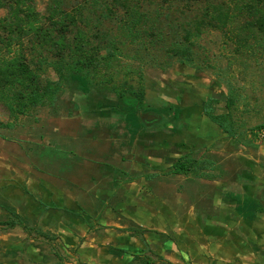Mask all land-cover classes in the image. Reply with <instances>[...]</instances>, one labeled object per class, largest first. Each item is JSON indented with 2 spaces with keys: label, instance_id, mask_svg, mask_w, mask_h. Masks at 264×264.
Wrapping results in <instances>:
<instances>
[{
  "label": "rangeland",
  "instance_id": "obj_1",
  "mask_svg": "<svg viewBox=\"0 0 264 264\" xmlns=\"http://www.w3.org/2000/svg\"><path fill=\"white\" fill-rule=\"evenodd\" d=\"M139 1L145 4L143 8L161 12L160 27L168 35L167 44L179 41L180 28L189 25L185 23L188 16L202 14L206 5ZM12 2L0 0V19L10 14ZM32 2L33 9L45 15L51 0ZM63 2L67 10H81L91 24L83 29L88 34L98 20L102 31L116 30L113 19L121 15L113 0ZM105 8H111L107 18L101 15ZM6 20V24L11 21ZM245 22L237 19L222 29H203L192 49L191 66L171 58L163 51L164 46L151 49L152 59L146 54L136 55L134 46L129 48L127 54L134 57L115 61L114 67L130 68L129 84L143 91L141 109L134 96L118 101L105 85L95 84L96 89L87 87L89 90L84 92L74 76L63 84L56 99L33 108L27 115L14 116L0 94V222L8 219L9 210L21 216V225L13 229L0 227V264H140L131 259L133 255L145 256L152 264H163L161 259L171 264H221L219 240L226 234L220 229L223 223L218 217H205L204 211L196 216L191 203L196 194L217 195L220 186L216 182L242 178L244 168L256 174L252 163L256 162L259 145L251 136L264 126V49L259 47L263 42L259 41L258 30ZM7 30L0 23V39L6 38ZM236 33L241 37L237 41L231 39ZM1 42L0 58L13 56L14 52L3 49ZM43 77L56 79L51 70ZM98 96L110 99L109 104L115 100L117 110L124 115V121L114 120L113 131L92 124L79 127L82 125L74 119L80 111L78 98ZM210 97L218 101V114L226 112L228 97L234 99L229 110L233 139H221L220 128L203 115V103ZM91 108L89 113L95 114V107ZM7 124L10 127H4ZM108 136L115 146L106 144ZM180 157L190 162L186 175L171 171ZM87 163L95 164L92 167L98 170H88ZM83 170L93 173L92 177L100 172L109 180H124L119 177L125 176V181L140 182L144 177L147 182L132 189L129 185L116 188L110 181L98 185L101 193H113L97 200L76 199L73 205L82 209L77 215L46 201L51 187L60 192L64 182L83 180ZM126 192L136 198L132 205L125 199ZM57 203L63 204L62 200ZM160 204L164 205L163 213H158ZM238 204L244 208L249 205L243 201ZM96 216H102L105 224H98ZM76 217L86 222L89 231L76 247H66L61 221ZM46 228H54L56 233L45 232ZM239 233L241 238L246 237L243 231L228 236L236 239L233 235ZM94 238L99 242L90 248ZM136 241L142 247L132 249L135 253L124 248ZM251 256L245 250L244 261L252 260Z\"/></svg>",
  "mask_w": 264,
  "mask_h": 264
},
{
  "label": "trees",
  "instance_id": "obj_2",
  "mask_svg": "<svg viewBox=\"0 0 264 264\" xmlns=\"http://www.w3.org/2000/svg\"><path fill=\"white\" fill-rule=\"evenodd\" d=\"M32 1L13 0L14 5L10 6V14L6 17L11 19L10 24L0 19L8 28L6 38L0 39L3 49L14 52L13 56L0 58V94L6 98V105L14 116L27 115L33 108L56 99L63 84L72 76L84 92L96 89L95 84L105 85L118 101L132 95L136 106L143 108V91L129 84L130 68L114 67L115 61L134 57L126 52L133 46L136 55L146 54L151 59V49L164 46L163 51L171 58L176 57L191 66L192 49L203 29H222L237 19H244L249 27L258 30L259 41L263 42L259 47L264 49V0H164L170 5L206 4L202 14L188 16L185 22L188 27L180 28V40H172L169 44L166 43L168 35L160 27L161 12L143 8L145 4L142 6L139 0H113L121 15L113 19L117 31H102L98 20L89 34L83 29L91 24L79 8L67 10L63 0H51L45 15H41L33 9ZM110 9L105 8L101 15L109 17ZM231 39L237 41L241 37L236 33ZM49 70L54 73L55 80L43 77ZM234 103V99L228 97L226 112L218 114V101L210 97L204 101L202 109L203 115L232 139L233 120L229 110ZM189 163L184 157L178 158L172 165V173L186 175L190 171ZM20 220L14 210H9L8 220L0 222V227L13 229L21 225ZM37 233L47 237L43 232ZM132 258L140 264H152L145 256L133 255ZM161 261L171 264L164 259Z\"/></svg>",
  "mask_w": 264,
  "mask_h": 264
},
{
  "label": "crops",
  "instance_id": "obj_3",
  "mask_svg": "<svg viewBox=\"0 0 264 264\" xmlns=\"http://www.w3.org/2000/svg\"><path fill=\"white\" fill-rule=\"evenodd\" d=\"M109 101L110 99L103 96L94 97V99L91 97L78 98V108L80 111L74 119H76V121H78V123L82 125L79 127L84 128L87 125L92 124L94 127L99 126L101 128H105L107 131H113L115 128L114 120L124 121V115L117 110V103L115 102V100H113L114 102L112 101L110 104ZM92 105L97 111L95 114L89 113V110H91V107H93ZM224 137H227V135L222 132L221 139H224ZM128 139H130L132 142L131 136H129ZM112 142L115 143L113 140L110 141V136H108L106 144L108 146H115L116 144H111ZM258 145L259 146L256 149V162L252 163V165L256 168L255 175L249 173V171L244 168L243 175H241L242 178H238L239 180L237 179L233 182H226V180H221L219 182H216V184L220 186V190L216 191L217 195H213L212 193L196 194L192 198L194 203H191V207L196 211V216H200L202 214V211H204L205 213H203L205 217L215 216L220 218L223 223V225L220 224V229L226 234H223V236L219 240L222 247V251L220 254V258L222 259L221 264H264V145ZM86 165H88V170H98L97 167H92L95 164L87 163ZM99 166L102 167V165ZM124 171H126V169H124ZM91 174L93 173H88L83 170V173L80 176L82 177L80 179L83 180H75L74 182L67 183L64 182V184L66 185L60 189V192L56 191V188L51 187V191H48L51 194L49 196H46V201H49V204H51L52 206L55 205L57 207L64 208L70 214L77 215L75 213H81L82 209L76 204L73 205L76 199L79 200L80 198H82L85 200H97L101 195L109 198L113 193H101V191L97 188L98 185H105L108 184V181H110L111 184L116 188L118 187L120 189L122 187L124 188V186L129 185L130 189H132L133 185L142 186L145 184V182H147L144 177H142L140 179V182H138L129 180L125 181V176L119 177L124 178V180H109L108 176L104 177V175L102 173L100 174V172H97L94 177H92ZM73 184H87L88 187L81 189L80 187H74ZM74 189L75 192H73ZM75 193L77 196H74ZM126 193L127 194H125V199H128L127 202L132 205L134 201L133 199L136 198H134L133 194H131L130 192ZM140 195L143 194L140 193ZM61 200L63 204L59 205L57 201ZM202 200L205 203L199 205V202H201ZM242 201L249 204L248 208H244L238 204ZM143 209L147 210L148 207L144 206ZM164 210L165 209L163 204L158 205V213H160V211H162L163 213ZM242 216H251L252 219H243L241 218ZM98 218L99 217H97L96 219ZM129 218H132L131 213ZM69 221L70 223H68ZM69 221H61L62 232L66 234V236L62 237L64 243H66V247H76L79 243V239H82L89 231V227L86 222L79 218H70ZM104 221V218L101 216L98 219L97 223L100 225H104ZM44 231L56 233V230L54 228H46ZM235 231L245 232L244 235L246 237L244 238L243 236V238H241L240 236H242V234L239 233L237 235H233L236 236V239L230 238L228 235L234 234ZM95 242H99V240L95 238L90 240V248L97 247L94 244ZM140 247H142L141 244L137 242L136 244H131L130 246L124 248L132 253H135L133 252L134 248L139 250ZM245 250H248V253L252 255V260H247L248 262L244 261ZM130 257L131 259H133L132 256Z\"/></svg>",
  "mask_w": 264,
  "mask_h": 264
},
{
  "label": "built area",
  "instance_id": "obj_4",
  "mask_svg": "<svg viewBox=\"0 0 264 264\" xmlns=\"http://www.w3.org/2000/svg\"><path fill=\"white\" fill-rule=\"evenodd\" d=\"M251 137L255 143L264 145V127L256 129Z\"/></svg>",
  "mask_w": 264,
  "mask_h": 264
},
{
  "label": "water",
  "instance_id": "obj_5",
  "mask_svg": "<svg viewBox=\"0 0 264 264\" xmlns=\"http://www.w3.org/2000/svg\"><path fill=\"white\" fill-rule=\"evenodd\" d=\"M151 118H152V116L149 119H151Z\"/></svg>",
  "mask_w": 264,
  "mask_h": 264
}]
</instances>
